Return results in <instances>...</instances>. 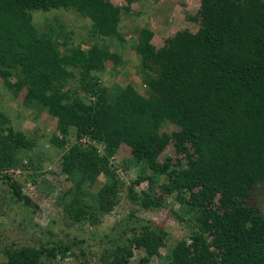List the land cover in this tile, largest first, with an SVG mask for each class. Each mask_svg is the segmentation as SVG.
Wrapping results in <instances>:
<instances>
[{"label": "trees", "instance_id": "16d2710c", "mask_svg": "<svg viewBox=\"0 0 264 264\" xmlns=\"http://www.w3.org/2000/svg\"><path fill=\"white\" fill-rule=\"evenodd\" d=\"M124 8L129 10L111 0H0V76L11 89L10 98L27 89L24 104L57 116L63 135L72 127L76 137L105 146L101 152L95 144H73L64 151L61 171L72 186L59 199L67 218L73 225L96 226L112 212L125 185L110 161L120 142L127 141L132 162L145 170L130 185L131 199L146 209L162 206L164 197L157 195L155 185L165 174L169 182L159 189L178 191L182 208L195 213L185 219L176 212L189 235L174 243L165 264H264V215L245 203L264 182V0H202L191 17L199 30H180L159 49L152 44V29L139 30L132 46L148 95L133 85L109 87L100 80L108 59L124 63L99 41L88 40L85 48L84 43H70L66 35L61 50L59 35L42 31L35 20L55 10H74L90 21L93 38L123 42ZM13 76L17 81H11ZM72 81L76 88L68 91ZM168 123L177 129L167 132ZM51 140L64 150L66 139ZM171 142L189 160L188 168H172L170 157L159 161ZM32 144L0 111V171L21 164L15 149L27 151ZM100 175L106 181L93 192ZM0 179L25 213H35L38 205L22 181L8 173H0ZM143 179L149 180L147 191L139 194L134 185ZM111 190L113 196L107 198ZM185 191L191 196L185 198ZM133 218L114 225L113 231L119 232L113 245L103 249L102 264H131L135 249H144L138 264H151L166 246L168 234L155 235L148 222L140 229V220ZM79 243L74 238L71 244L48 240L38 246H10L4 250L7 262L0 264H60L58 259L72 256L79 260L73 248ZM214 245L219 249L213 250Z\"/></svg>", "mask_w": 264, "mask_h": 264}, {"label": "rangeland", "instance_id": "374dc122", "mask_svg": "<svg viewBox=\"0 0 264 264\" xmlns=\"http://www.w3.org/2000/svg\"><path fill=\"white\" fill-rule=\"evenodd\" d=\"M111 1L129 9L125 10L124 8L122 12L120 30L125 39L123 42L118 38H93L89 33L90 21L74 10H55L41 14L35 20L42 31L49 30L59 35L57 39L61 44V50L64 49L63 40L66 35L71 36L70 43H84L85 48L89 47L86 45V41H99L103 47L117 53L124 63V65H116L114 60L108 59L106 70L99 73L100 80L109 87L133 85L140 93L148 95L149 88L138 72L140 60L132 46L133 40L138 41L139 30L150 28L155 32L152 44L159 49L180 30L188 29L197 32L200 24L192 20L191 17L199 12L202 0H159L157 2L139 0L132 4H128L127 0ZM11 81L15 82L17 78L11 77ZM74 88H76V81H72L66 86L68 91H72ZM10 91L11 89L6 86L0 76V111L9 116L15 127L26 132L34 144L27 151L22 148L20 151L15 149L16 156L21 159V164L11 166L0 173H8L22 181L25 184L24 191L33 198L38 207L35 208V213H25L24 206L11 198L8 186L0 179V260L7 262L8 258L4 250L10 246L15 248L31 244L38 246L41 242L47 243L48 240H61L66 244H71L76 238L80 240V243L79 246H73V248L79 254L80 259L77 260L75 256L66 257L58 259L59 263L79 264L82 259H86L88 264H102L100 258L103 249L113 245L117 238V232H119L113 231L114 225L120 224V221L134 215L132 221L140 220V229H144V224L148 222L153 226L155 235L156 233L169 235L168 237L164 235L166 246L160 248V254L152 257L151 261V264H165V256L169 254L174 243L189 235V227L186 222L179 220L176 212L179 211L185 219L193 218L195 215L192 208H182L184 203L180 202L178 191L169 194L159 189L161 183L169 182V177L165 174L159 175L158 183L155 185V192L158 190L157 195L164 197L162 206L146 209L135 203L129 196L130 185L145 170L139 164L132 162L131 145L127 141H121L117 154L110 161L111 166L117 170V174L125 185L119 194L118 204L96 226H92L89 222L71 224L66 216L64 205L59 199V196L72 186V183L66 180V176L61 171V159L64 151L73 144H80L83 147L95 144L101 152H104L105 146L87 136L76 137V129L72 127L66 137L60 131L57 116L49 114L47 110L39 112L24 104L23 100L27 89H22L16 98H10ZM176 129L177 127L171 123L164 127V130L169 133ZM53 136L66 139L64 150L53 144L51 140ZM169 157L170 165L174 169L190 166L186 157L176 153L173 142L167 145L159 156V161L164 162ZM148 172L152 173V169H149ZM30 177L35 179L31 180ZM105 181V175H100L93 185L92 191L97 192ZM148 182V179L141 180L139 184L134 185V190L139 194L147 191ZM112 194L111 190L106 194V197H112ZM183 194L185 198L191 196L189 191H185ZM245 201L247 205H251L254 210L264 215V182L259 183ZM215 203L216 206L219 205L218 199L215 200ZM11 205L14 208H11ZM156 226L160 229L157 230ZM217 248L214 245L212 249L216 250ZM142 255H144V249H135V256L132 258L131 264H138V258Z\"/></svg>", "mask_w": 264, "mask_h": 264}]
</instances>
